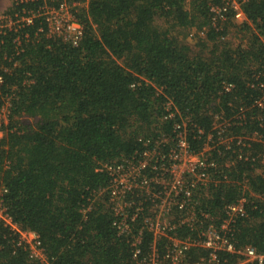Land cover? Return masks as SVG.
Here are the masks:
<instances>
[{"label":"trees","instance_id":"1","mask_svg":"<svg viewBox=\"0 0 264 264\" xmlns=\"http://www.w3.org/2000/svg\"><path fill=\"white\" fill-rule=\"evenodd\" d=\"M59 1L15 2L5 11L13 24L0 26V106L10 104L1 126L0 198L20 228L39 234L47 256L31 258L0 223V264H138L153 245L166 251L167 238L155 242L143 229L142 254L134 256L141 221L119 233L110 176L99 168L140 150L141 136L175 135L181 119H189L191 148L209 143L217 164L202 208L219 224L226 205L245 197L247 216L231 240L264 253V0L243 2V22L231 9L214 21L212 7L224 0H77L84 32L76 45L50 35L35 13ZM168 100L180 116L164 118ZM217 114L230 121L229 147L219 140ZM207 255L193 247L185 259Z\"/></svg>","mask_w":264,"mask_h":264},{"label":"built area","instance_id":"2","mask_svg":"<svg viewBox=\"0 0 264 264\" xmlns=\"http://www.w3.org/2000/svg\"><path fill=\"white\" fill-rule=\"evenodd\" d=\"M24 1L29 0H12V3ZM224 1V5L212 7L215 13L214 21L218 17L224 18L230 9L234 13L233 20H247L243 9V2L246 0ZM79 4L77 0H60L58 5L46 4L35 13L44 18L50 35L61 37L76 45L84 32L77 16ZM26 20L31 22L32 17ZM4 24H13L12 16L6 12L0 13V26ZM2 82L3 76L0 75V84ZM226 85V90L230 91L232 84ZM9 106L8 101L0 106L2 136L4 131L1 126L7 125L9 121ZM165 109L166 119L180 116V110L172 100L166 102ZM188 120L181 119L174 124L175 135L161 132L156 136H141L139 140L143 147L140 150L131 156L123 157L119 162L105 164L99 168L110 176L107 192L119 233L131 232L130 221L140 219L142 227L138 234L134 233L135 257L142 254L140 243L143 229L153 235L155 242L168 239L166 251L161 253L160 249L153 245L150 253L138 264H264V253H259L250 246L238 249L231 240V233L237 221L247 216L245 197L226 205L224 217L219 224L216 223L215 217L202 208V189L213 179L217 164L211 158L209 143H206L200 152L191 148L188 140ZM215 122L217 128H220L219 140L227 143L229 147L233 137L225 136L224 132L225 129L228 130L230 121L217 114ZM199 133H202V130L199 129ZM211 138L212 135L209 140ZM252 138L259 139L260 135L255 132ZM247 139V136H239L238 144H242L243 140L245 144ZM3 190H0V194H3ZM0 223L19 235L18 245L28 249L31 258L47 262L39 234L20 228L9 215L2 198ZM183 228L188 229L190 233L180 235L179 231ZM193 247L207 249L208 255L195 263L186 261L187 251ZM224 253H236L239 259L230 263L226 258L222 259Z\"/></svg>","mask_w":264,"mask_h":264},{"label":"rangeland","instance_id":"3","mask_svg":"<svg viewBox=\"0 0 264 264\" xmlns=\"http://www.w3.org/2000/svg\"><path fill=\"white\" fill-rule=\"evenodd\" d=\"M11 4H13L12 3V0H0V13L5 12L9 7L12 6ZM232 39H233V42L235 44H237L239 42V40H240L238 37H234ZM189 42H190L192 48H194L195 50H197V47L195 45V41H189ZM0 136H2V135H0Z\"/></svg>","mask_w":264,"mask_h":264}]
</instances>
